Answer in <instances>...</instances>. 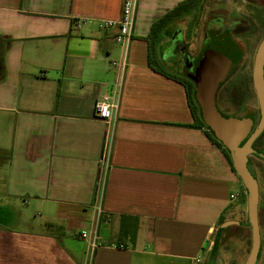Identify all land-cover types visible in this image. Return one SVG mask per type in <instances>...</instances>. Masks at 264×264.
Returning <instances> with one entry per match:
<instances>
[{
    "label": "crops",
    "instance_id": "crops-1",
    "mask_svg": "<svg viewBox=\"0 0 264 264\" xmlns=\"http://www.w3.org/2000/svg\"><path fill=\"white\" fill-rule=\"evenodd\" d=\"M181 1L138 0L120 72L117 27L98 25L119 20L122 0H0V264H204L216 232L238 224L223 219L232 205L247 212L184 86L148 65L151 26ZM183 17L154 48L156 68L180 80L191 78L167 68L194 50L181 29L171 38ZM120 76L104 123L94 103ZM95 224L90 254L80 233Z\"/></svg>",
    "mask_w": 264,
    "mask_h": 264
},
{
    "label": "rangeland",
    "instance_id": "rangeland-1",
    "mask_svg": "<svg viewBox=\"0 0 264 264\" xmlns=\"http://www.w3.org/2000/svg\"><path fill=\"white\" fill-rule=\"evenodd\" d=\"M247 1L250 3L248 4ZM210 18L214 27L208 31L206 23ZM177 24L174 25V32L171 31L174 35L171 38H178L180 33L182 36L186 32V41H193L195 46L194 50L186 53H182L184 49L182 46L179 49L182 55L180 62L182 69L173 65L174 67L167 68L168 71L191 79L200 77L202 64L199 61L197 64V50L210 37L222 33L225 37L223 43H218L213 50L208 51L209 55L218 51L233 59L232 69L217 87L218 111L225 117L235 119L256 113L258 105L251 89V70L254 53L264 37V0H204L194 12H190ZM178 29L182 31L179 33ZM172 49L174 48L171 45L165 50L166 61L171 57ZM157 63L162 65L159 60ZM233 90H236V94L232 93ZM238 96H241L242 100L237 98ZM242 190L240 193H245ZM232 208V216L226 215L223 219H232V221L236 219L243 224L247 219V212L242 218H237L238 204L235 203ZM250 238L249 229L232 225L219 233L216 232L212 238L213 246L205 255L204 264H243L250 250Z\"/></svg>",
    "mask_w": 264,
    "mask_h": 264
},
{
    "label": "water",
    "instance_id": "water-1",
    "mask_svg": "<svg viewBox=\"0 0 264 264\" xmlns=\"http://www.w3.org/2000/svg\"><path fill=\"white\" fill-rule=\"evenodd\" d=\"M232 65L233 59L229 56L218 51L210 55L202 64L201 75L195 81V99L199 105L204 125L228 151L232 168L246 192V225L251 229V246L243 264H255L260 238L256 222L258 190L255 179L246 168V163L247 155L251 152L250 144L264 126V37L254 53L253 69L251 70L253 91L259 105L261 122L255 133L241 146L240 144L245 139L251 122L248 119L221 116L214 101L215 91L232 69Z\"/></svg>",
    "mask_w": 264,
    "mask_h": 264
},
{
    "label": "flooded vegetation",
    "instance_id": "flooded-vegetation-1",
    "mask_svg": "<svg viewBox=\"0 0 264 264\" xmlns=\"http://www.w3.org/2000/svg\"><path fill=\"white\" fill-rule=\"evenodd\" d=\"M247 3L249 4L250 2L247 1ZM251 7L254 8L253 6H251ZM211 20H212V18H210L206 23V25H207L206 27H207L208 31L213 29L212 27H214L213 25H211V22H210ZM209 23H210V26H209ZM214 25L216 26L215 23H214ZM223 36L224 35L222 33L216 34L214 37H212V38L210 37L208 39V41H205L204 44H202V47L199 50H197V64H199L198 61L201 64H203L210 57V55L208 54V51L213 50L218 43L224 41L225 37H223ZM263 75H264V70H263ZM251 81H252V79H251ZM253 88L254 87L252 84V88H251L252 93L254 96V100L257 103V99H256V96L254 94ZM232 93L236 94V90L235 91L233 90ZM218 95H219L218 90L216 89L215 95H214V101H215V105H216L215 107H216L217 111H218V108H217V106H218ZM232 96L234 97V95H232ZM240 97L241 96H238L237 98L241 99ZM257 105H258V103H257ZM258 107H259V105H258ZM258 107H257L256 113L253 112L249 116H245L243 118H240V119H248L251 122V126L249 127V131H248L245 139L243 140V142L240 144V146L242 144H244L252 136V134L255 133L258 126L260 125L261 118H260V111H259ZM218 113L221 116H223L219 111H218ZM250 148H251V152L248 153V155H247L246 168L252 174L253 178L255 179L256 185H257V190H258L256 222H257V227H258V232H259L260 238H259V249H258V254L256 256L255 264H264V126L262 127L260 133L255 137V139L252 140V142L250 144ZM246 216H247V214H246ZM235 226L240 227V228L243 227V228L249 229L250 236H251V229L248 225H246V219H245V222H243V224H240L238 222V224H236ZM250 246H251V242H250Z\"/></svg>",
    "mask_w": 264,
    "mask_h": 264
},
{
    "label": "built area",
    "instance_id": "built-area-1",
    "mask_svg": "<svg viewBox=\"0 0 264 264\" xmlns=\"http://www.w3.org/2000/svg\"><path fill=\"white\" fill-rule=\"evenodd\" d=\"M138 0H122V10L118 21L102 20L99 22V29L117 27V34L114 41L123 48L122 61L120 62L119 70L122 72L123 66L126 64V48L131 41L132 31L135 25V12L137 11ZM88 21L87 18H79L73 21L75 29L80 28ZM122 85V78L114 85L113 92L110 95H102L96 103H94V115L96 118L103 120L104 123H110L114 120L112 112L117 109L118 97L120 94V87ZM235 198V195H231ZM97 224L90 232H81L80 237L86 240L89 246L90 254L93 252L96 244Z\"/></svg>",
    "mask_w": 264,
    "mask_h": 264
},
{
    "label": "trees",
    "instance_id": "trees-1",
    "mask_svg": "<svg viewBox=\"0 0 264 264\" xmlns=\"http://www.w3.org/2000/svg\"><path fill=\"white\" fill-rule=\"evenodd\" d=\"M204 0H185L179 2L170 12H167L164 16L162 15L158 20H156L153 25L151 26V30H149L145 41L147 43V61L148 65L151 66L150 68L157 73L162 74V76L170 77L171 79L180 82L181 85L184 86L185 94L188 101V107L190 109V113L194 120V124L198 127H202L205 130L206 137L214 144L217 148L222 150L224 156L228 159L229 164L231 165L232 161L228 151L223 147L222 143H220L214 134L204 125L199 110V105L195 99V81L197 78L194 79H186L180 80L175 77L169 76L162 72V70L156 68V61L154 56V48L156 46V42L158 41V34L163 30L170 22L178 19L180 16H187L190 12H194L197 7L202 3ZM225 117V116H223ZM232 166V165H231ZM221 223V220L219 221ZM225 228V227H224ZM223 230V229H222Z\"/></svg>",
    "mask_w": 264,
    "mask_h": 264
}]
</instances>
